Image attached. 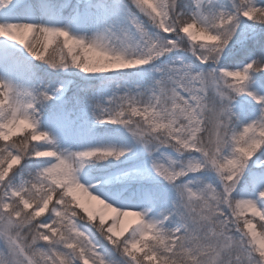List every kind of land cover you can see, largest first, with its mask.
<instances>
[{
    "label": "snow or ice",
    "instance_id": "obj_1",
    "mask_svg": "<svg viewBox=\"0 0 264 264\" xmlns=\"http://www.w3.org/2000/svg\"><path fill=\"white\" fill-rule=\"evenodd\" d=\"M61 18L0 22V264H264V0Z\"/></svg>",
    "mask_w": 264,
    "mask_h": 264
},
{
    "label": "rangeland",
    "instance_id": "obj_2",
    "mask_svg": "<svg viewBox=\"0 0 264 264\" xmlns=\"http://www.w3.org/2000/svg\"><path fill=\"white\" fill-rule=\"evenodd\" d=\"M96 3L97 0H92ZM79 4L80 8L84 7V0H12V4L6 8L0 9V22L14 21V20H36L44 18L48 15H59L63 10L64 17L61 18V23H68L71 18L75 6ZM67 5V7H65ZM33 9L35 11H33ZM70 27L73 31H78L75 24ZM13 42L0 40V48L10 46ZM19 47L18 45L16 46ZM51 52V46L50 50ZM42 71L51 72L46 65L41 66ZM52 78H58L56 73H52ZM78 84L85 83L84 81L77 80ZM250 91L256 94L264 95V72H254L251 74V79L247 85ZM233 111L236 112L242 121L247 122L255 117L258 111V106L251 97L246 94L237 96L233 101ZM15 138V137H14ZM73 148L79 146L77 143H72Z\"/></svg>",
    "mask_w": 264,
    "mask_h": 264
},
{
    "label": "trees",
    "instance_id": "obj_3",
    "mask_svg": "<svg viewBox=\"0 0 264 264\" xmlns=\"http://www.w3.org/2000/svg\"><path fill=\"white\" fill-rule=\"evenodd\" d=\"M76 80H78V78H76Z\"/></svg>",
    "mask_w": 264,
    "mask_h": 264
}]
</instances>
